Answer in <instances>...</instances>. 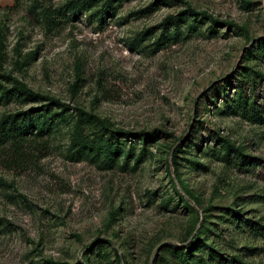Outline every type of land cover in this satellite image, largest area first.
<instances>
[{"label":"rangeland","instance_id":"rangeland-1","mask_svg":"<svg viewBox=\"0 0 264 264\" xmlns=\"http://www.w3.org/2000/svg\"><path fill=\"white\" fill-rule=\"evenodd\" d=\"M103 3L0 0V264H264V0Z\"/></svg>","mask_w":264,"mask_h":264},{"label":"trees","instance_id":"trees-1","mask_svg":"<svg viewBox=\"0 0 264 264\" xmlns=\"http://www.w3.org/2000/svg\"><path fill=\"white\" fill-rule=\"evenodd\" d=\"M108 4V0H104V3H103V7L105 9V7L107 6ZM192 11L193 14L195 15H201L205 18H209L211 19L212 21H216V19H214L210 14L206 13L205 11H202V10H197V9H193L191 8L190 9ZM18 89L19 90H22V91H25V90H29V88L24 85V84H19L18 85ZM54 102H58L59 104L63 105L64 107L66 108H71L70 104L69 103H66V102H63V101H60L59 99L57 98H53L52 99ZM31 110H35V107H30L28 109H25V110H21V111H16V112H9L7 114H5L1 119H0V126H3L5 124H7L8 122H10L12 119L16 118L19 114H24L28 111H31ZM148 131H145V130H141L140 131V134H147ZM153 131H151L152 133ZM242 163L244 162L243 160L241 161Z\"/></svg>","mask_w":264,"mask_h":264}]
</instances>
